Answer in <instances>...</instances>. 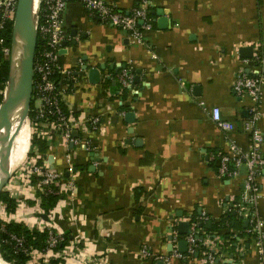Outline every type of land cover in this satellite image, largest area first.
Segmentation results:
<instances>
[{"label":"crops","instance_id":"1","mask_svg":"<svg viewBox=\"0 0 264 264\" xmlns=\"http://www.w3.org/2000/svg\"><path fill=\"white\" fill-rule=\"evenodd\" d=\"M107 1L125 13L146 5L153 28L137 44L68 0L61 63L81 76L65 81L62 101L78 122L80 142L48 130L44 161L74 189L46 216L34 186L11 176L6 188L25 219L17 223L68 235L73 264H208V249L216 250L211 264H260L259 241L236 211L243 178L219 177L213 158L231 143L249 147L242 123L251 117L252 98L232 84L238 74L264 77V0ZM84 65L105 66L100 84L88 82ZM123 69L132 75L124 97ZM212 108L234 125L232 133L216 126ZM20 121L11 172L34 155L31 125ZM257 126L264 136V116ZM258 182L254 213L264 232V169ZM227 214L231 226L214 231ZM181 222L197 223L195 244L184 252L178 245L189 234L178 233Z\"/></svg>","mask_w":264,"mask_h":264},{"label":"built area","instance_id":"2","mask_svg":"<svg viewBox=\"0 0 264 264\" xmlns=\"http://www.w3.org/2000/svg\"><path fill=\"white\" fill-rule=\"evenodd\" d=\"M74 1L81 4L88 14L95 16L102 24L126 31L134 43L142 44L145 32L153 28V21L146 5L134 8L130 13H125L107 0ZM67 4L68 0H36L37 50L34 60L31 97L34 119L28 118L26 122L31 125L32 136H36V138L49 141L48 130L57 131L68 142L76 145L80 142L78 122L70 114H64L60 106V103L63 102L64 82L74 83L76 81L74 71L64 68L61 63L60 53L63 50V42L66 38L63 15ZM17 5L18 0H0V46L4 42L3 30L7 24H14ZM1 52L5 57L9 58L11 56V49L9 48L2 47ZM54 75L59 76L58 81H56ZM131 81L132 75L129 70L123 69L119 74L120 86L127 89L130 87ZM263 86L264 77L262 76L245 77L243 74L237 75L232 84L233 91L239 95L250 96L253 102L250 119L242 123L243 132L249 138V147L248 149H242L231 143L225 152L216 154L218 158L217 175L219 177L243 178L244 191L236 206V211L239 216L248 220L249 227L246 231L248 236L259 241L260 264H264V232L262 222L254 213V207L260 194L258 179L264 169V158L261 150L264 136L257 126L258 121L264 116V113L260 111ZM198 104L200 107L204 106L202 101ZM50 116L55 118L51 120ZM211 118L222 132L227 134L233 132L234 125L222 119L218 108L211 109ZM39 123H44L46 127L40 129ZM91 123L93 127L97 126L96 121ZM33 154V157L27 161L25 168L22 169L21 173L23 174H20V177L25 179L26 188L32 186L31 178H36V184L33 185L36 192H41L45 186H54L58 190V194L65 196L73 191V183L51 170L46 161L43 160L38 165V161L41 160L42 156L36 148H34ZM17 219L25 220L20 214V206H17L15 214L7 215L4 206L0 204V220L2 223H17ZM44 230L48 231V238L45 242V248L42 250L29 246L24 237L14 234H9L4 243L11 245L16 252L28 257L29 264H50L51 261L62 259L63 255L69 254L67 247L63 251H56L65 242V235L62 232H58L52 227ZM39 231L42 230L39 229ZM196 233L197 223L191 222L189 235L186 237L190 249L195 244ZM176 243L177 240L175 239L174 247H176ZM174 251L175 254L176 250ZM140 253L144 257H150L146 249H142ZM205 254L208 264L213 263L216 250L208 249Z\"/></svg>","mask_w":264,"mask_h":264},{"label":"water","instance_id":"3","mask_svg":"<svg viewBox=\"0 0 264 264\" xmlns=\"http://www.w3.org/2000/svg\"><path fill=\"white\" fill-rule=\"evenodd\" d=\"M158 14H161L160 12ZM36 5L35 0H18L15 21L13 24V37L11 46V56L9 65V77L3 92V101L0 105V149L5 151L0 157V194L8 184L10 179L9 158L13 146V140L17 132L12 134V119L19 104H25V114L21 119V124L28 118L29 107L33 90L34 60L37 50V32L35 29ZM20 34V47L14 55L16 38ZM65 42H63V46ZM75 45V44H73ZM104 65L98 67H81V73L86 74V79L92 85H98L101 81V71ZM23 73V86L16 89L15 81L18 71ZM20 74V73H19ZM75 76H81L78 72ZM178 233L187 236L190 231L189 222L178 224ZM198 238V237H196ZM171 240V238H170ZM187 247L186 241H181L178 245L180 252H184Z\"/></svg>","mask_w":264,"mask_h":264},{"label":"trees","instance_id":"4","mask_svg":"<svg viewBox=\"0 0 264 264\" xmlns=\"http://www.w3.org/2000/svg\"><path fill=\"white\" fill-rule=\"evenodd\" d=\"M2 37H3V45L0 46V105L3 101V92L5 90L8 77H9V65H10V60L5 58L1 52V48H9L11 49L12 46V37H13V25L12 24H7L5 29L2 32ZM54 78L56 81H58L59 76L54 75ZM68 84L70 82L66 81ZM65 83V82H64ZM120 85V84H119ZM121 87V86H120ZM122 97L126 94L127 89H122ZM60 106L62 108V111L64 114L69 115L68 110L66 109L64 103H60ZM33 109V101L30 102V107H29V113H28V118L34 119V114L32 112ZM51 120H53L55 117L50 116ZM46 125L44 123H39V128L44 129ZM34 148L37 149V152L42 156L41 160L38 161V165L42 163V161L45 159L46 153L48 151L49 145L46 141L41 140L39 138H36V136H32L31 139V150ZM221 153V152H218ZM216 153V154H218ZM33 153H30L29 156H32ZM213 162L217 164L215 166V169H218V158L216 155H214ZM63 177V176H62ZM64 178V177H63ZM37 179L36 178H31V184L35 185ZM57 189L54 186H45L43 187V190L41 192H37V197L40 199V208L43 211V214L48 216L51 211L56 207L58 202L63 198L61 194L57 193ZM0 204L4 206L5 213L7 215H12L15 214L16 208L18 206V202L11 198L10 195L8 194L7 191H2L0 194ZM35 205L32 203V206ZM232 217L230 214H227L224 217V220L220 224L214 225L213 230L216 231L219 228H229L231 226L232 222ZM4 227L2 228V226ZM9 234H14L17 236H22L24 237L26 243L29 246H32L35 249L42 250L45 248V242L48 238V231L47 230H42L38 231L37 229H29L26 225L22 223H16V222H10L7 224H4L0 220V255L2 258L11 264H26L28 257H26L24 254L20 252H16L14 248L9 245L4 243L8 239ZM70 238L68 235H65V242L62 243L56 251H63L65 247H67L68 242ZM50 264H59L58 260L51 261Z\"/></svg>","mask_w":264,"mask_h":264},{"label":"bare ground","instance_id":"5","mask_svg":"<svg viewBox=\"0 0 264 264\" xmlns=\"http://www.w3.org/2000/svg\"><path fill=\"white\" fill-rule=\"evenodd\" d=\"M35 5H36V0H35ZM19 47H20V34L18 33L17 38H16V44L14 46V55L17 54ZM15 84H16V86H15L16 89H20L23 86V73H22V70L20 72L18 71V75L16 77ZM24 109H25V104L24 103L19 104L17 109H16V111H15V113H14V115H13V119H12V134H14L15 132L18 133L19 130H20V126H17L15 128V124H16L17 121H20L24 117V114H25V110ZM24 124H25L24 126L28 127L26 122H24ZM3 153H5V151H1V149H0V157H2ZM10 172H11V169H10ZM0 264H5V263L0 262Z\"/></svg>","mask_w":264,"mask_h":264},{"label":"rangeland","instance_id":"6","mask_svg":"<svg viewBox=\"0 0 264 264\" xmlns=\"http://www.w3.org/2000/svg\"><path fill=\"white\" fill-rule=\"evenodd\" d=\"M5 57V56H4ZM5 58H7V59H9L10 60V57L8 58V57H5ZM28 119V118H27ZM26 119V120H27ZM19 125V121H17L16 122V124H15V128L17 127ZM32 136V135H31ZM22 147V146H21ZM31 153H33V150H31ZM27 161L28 160H26L25 161V164L23 165V167H21L20 169H18V170H14V171H12V172H10V175L11 176H13V177H15V179H16V177H18L19 176V174H21V169H23V168H25V166H26V163H27ZM10 168V167H9ZM10 176V177H11ZM14 179V180H15ZM19 184V183H18ZM17 184V185H18ZM24 189V188H23ZM4 191H7V188L5 187L4 188ZM29 205V204H28ZM29 207V206H28ZM31 210H32V213L34 214V213H36V212H38V210L36 209V208H31ZM21 213H23L24 214V212L23 211H21L20 212V214ZM23 214H21V215H23ZM19 219H17V221H18ZM32 222V221H31ZM31 222H28V224L29 223H31ZM23 224V223H22ZM26 223H24V225H25ZM27 225V224H26ZM27 227L29 228V229H31L30 228V226H28L27 225ZM72 258V255H70V254H65V255H63L62 256V259H58V263L59 264H73L72 262H71V259ZM0 262H2V263H5V264H11V263H8V262H6L3 258H2V256L0 255ZM26 264H29V261L27 260V262H26Z\"/></svg>","mask_w":264,"mask_h":264}]
</instances>
